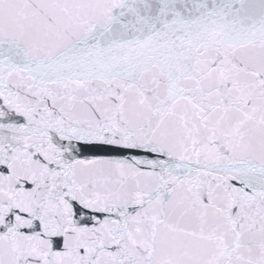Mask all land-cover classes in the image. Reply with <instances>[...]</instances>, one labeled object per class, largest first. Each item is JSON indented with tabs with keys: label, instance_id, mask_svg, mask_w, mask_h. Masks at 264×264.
<instances>
[{
	"label": "snow or ice",
	"instance_id": "6c2138e0",
	"mask_svg": "<svg viewBox=\"0 0 264 264\" xmlns=\"http://www.w3.org/2000/svg\"><path fill=\"white\" fill-rule=\"evenodd\" d=\"M0 264H264V0H0Z\"/></svg>",
	"mask_w": 264,
	"mask_h": 264
}]
</instances>
